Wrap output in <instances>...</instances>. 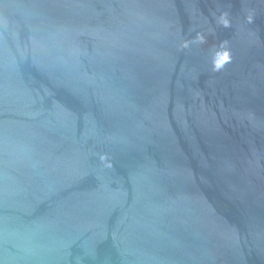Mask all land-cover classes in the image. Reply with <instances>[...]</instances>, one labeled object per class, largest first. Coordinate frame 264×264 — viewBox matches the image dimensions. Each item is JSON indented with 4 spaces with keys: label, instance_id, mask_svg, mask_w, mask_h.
Masks as SVG:
<instances>
[{
    "label": "water",
    "instance_id": "water-1",
    "mask_svg": "<svg viewBox=\"0 0 264 264\" xmlns=\"http://www.w3.org/2000/svg\"><path fill=\"white\" fill-rule=\"evenodd\" d=\"M0 264H264V0H0Z\"/></svg>",
    "mask_w": 264,
    "mask_h": 264
},
{
    "label": "clouds",
    "instance_id": "clouds-1",
    "mask_svg": "<svg viewBox=\"0 0 264 264\" xmlns=\"http://www.w3.org/2000/svg\"><path fill=\"white\" fill-rule=\"evenodd\" d=\"M198 39H202V38L198 37ZM229 60H230L229 54L225 52L223 55V63H216L215 61H213L214 70H217V71L220 70L224 66V64L229 62Z\"/></svg>",
    "mask_w": 264,
    "mask_h": 264
}]
</instances>
